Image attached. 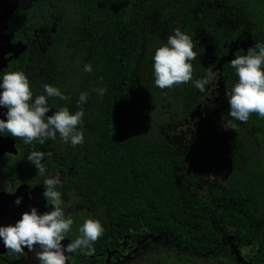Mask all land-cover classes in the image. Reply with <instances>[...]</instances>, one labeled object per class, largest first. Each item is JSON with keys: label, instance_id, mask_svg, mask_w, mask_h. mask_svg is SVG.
Wrapping results in <instances>:
<instances>
[{"label": "trees", "instance_id": "1", "mask_svg": "<svg viewBox=\"0 0 264 264\" xmlns=\"http://www.w3.org/2000/svg\"><path fill=\"white\" fill-rule=\"evenodd\" d=\"M39 5L60 14L48 56L60 90L71 94V104L63 105L74 112L75 96L88 93L79 106L83 143L72 147L57 136L60 143L54 144L83 174L99 211L110 218L134 214L159 232L187 236L204 250L223 249L211 220L227 225L240 239L263 236L264 118L253 113L245 123L236 121L235 131L221 126L231 119L225 92L236 76L230 61L215 74L206 48L215 47L220 59L235 47L233 56L264 42V0H58L57 5L41 0ZM176 27L193 39V79H206L205 90L213 78H222L217 98L208 102L191 82L163 90L153 85V50ZM85 63L92 72L83 71ZM99 87L106 90L102 96L95 91ZM198 104H207L202 124L178 132L197 114ZM191 156L204 161L186 178L198 184L213 173L217 184L210 195L177 185L179 168ZM247 254L264 262L263 245Z\"/></svg>", "mask_w": 264, "mask_h": 264}, {"label": "flooded vegetation", "instance_id": "2", "mask_svg": "<svg viewBox=\"0 0 264 264\" xmlns=\"http://www.w3.org/2000/svg\"><path fill=\"white\" fill-rule=\"evenodd\" d=\"M3 1L13 5L16 2V0ZM40 2L41 0H18V6L9 14L7 23L0 27V72H24L34 94L42 93L44 83L52 84L59 89L61 87L59 80L51 75L49 70L51 60L48 56L58 33L60 14L55 10L52 13L44 12L39 5ZM53 3L57 5L58 0H53ZM1 9L4 10L5 7L0 2V12ZM4 17H6L5 13ZM215 62L216 60L213 61L214 67ZM220 86L219 78L217 81L213 78L207 91L203 92L208 102L213 97L217 98ZM65 95L68 97L65 100L56 97L49 99V115L58 106L71 104L68 100L71 94L67 92ZM78 95L79 93L75 96L76 99ZM202 108L206 111L207 104L197 105L199 122L194 120L197 114H193L186 124L188 129H192L191 123L202 124ZM203 114L207 115V111ZM0 118H3V111H0ZM54 142V140H46L44 144H40L34 140L31 144L25 145L19 138L0 137V225L14 223L30 206H35L39 212L50 210L51 206L41 195L42 181L44 176L58 174L61 184L56 190L61 192L64 201L61 207L65 215L71 216L74 221L71 231L61 243L66 244L68 240L75 238L78 234L76 231L78 225L86 217L99 220L104 228L103 235L93 244L95 254L84 256L78 250L75 255L69 256L70 264H236L239 257L264 264L253 261L247 254L254 245L264 246V235L254 239H240L227 225L223 226L222 223L211 220L220 234L223 249L216 246L214 249L204 250L203 247L198 248L189 242L187 236L180 238L159 232L152 223L134 214H121L116 218H110L108 213L104 215V212L99 211L98 205L93 203L91 190L84 186L86 182L82 181L83 174L75 170V167L63 156V151L57 150ZM177 142L188 143L184 140ZM34 150L51 153L42 161L45 166L43 175L37 174L35 167L26 159L27 154ZM202 161H204L203 157H186L179 168L177 185L191 194L210 195L212 188L217 184L213 173L208 172L198 184L190 183L186 178L189 170L193 167L198 168ZM17 196L22 197L19 206L13 203ZM188 226L189 223L184 226L186 232L189 230ZM0 264H37V262L34 253L28 252L26 248L22 256L17 259L16 254L6 252L0 244Z\"/></svg>", "mask_w": 264, "mask_h": 264}, {"label": "clouds", "instance_id": "3", "mask_svg": "<svg viewBox=\"0 0 264 264\" xmlns=\"http://www.w3.org/2000/svg\"><path fill=\"white\" fill-rule=\"evenodd\" d=\"M193 39L179 27L173 28L165 41L153 50L151 56L152 83L158 89L172 88L192 83L203 92L206 79H193L192 61L196 58ZM236 81L225 92L228 104V116L231 118L221 126L225 130L235 131L236 121L245 123L253 113L264 118V42L256 41L243 54L234 55L230 60ZM84 72H92L90 63L83 65ZM98 95L105 93V88L95 89ZM56 97L65 100L68 97L58 87L44 83L42 93L34 94L28 77L22 71L0 72V137L19 138L29 145L34 140L44 144L46 140H59L72 147L83 143L84 133L77 127L82 124L84 111L80 105L87 102L88 93L80 92L76 100L77 110L70 112L66 106H58L49 115V99ZM51 153L31 151L26 159L36 169L37 174L45 173L42 163ZM61 184L59 175L44 176L42 181L44 200L50 210L39 212L35 206L20 214L11 224L0 225V244L6 252L16 254L19 259L25 252L34 253L37 264H70L69 256L79 250L84 256L95 254L93 244L104 233L99 220L86 217L76 229L77 235L68 240L66 235L74 223L71 216H66L61 205L64 201L57 187ZM22 197L17 196L13 203L17 206Z\"/></svg>", "mask_w": 264, "mask_h": 264}, {"label": "water", "instance_id": "4", "mask_svg": "<svg viewBox=\"0 0 264 264\" xmlns=\"http://www.w3.org/2000/svg\"><path fill=\"white\" fill-rule=\"evenodd\" d=\"M1 4L5 7L4 10H2L0 12V27H3L5 25V23H7L8 18H9V14L18 6V0H16L15 4L13 5L12 3H5L3 0H0ZM9 6V7H8ZM4 13L5 16L4 17ZM240 47L244 48L245 45L241 44ZM236 47L232 50H230L229 54L225 57H222L220 59H218V57L214 54L215 51V47L213 48L212 45L207 46L206 48V57H207V62L208 63H213L214 60L218 59V65H216L213 69L214 70H222V62H226V61H230L233 58V50H235ZM219 84L221 85L220 87L223 86V80L221 77H219ZM207 89L204 90V92H206ZM236 264H258V263H254V262H250L247 260L242 259L241 257H239L238 262Z\"/></svg>", "mask_w": 264, "mask_h": 264}, {"label": "rangeland", "instance_id": "5", "mask_svg": "<svg viewBox=\"0 0 264 264\" xmlns=\"http://www.w3.org/2000/svg\"><path fill=\"white\" fill-rule=\"evenodd\" d=\"M216 81H217V79H216ZM203 113H204V110L202 108V115H203ZM194 120H196V122H199V114L196 115V118H194ZM190 127H192V125H190ZM185 129L188 131L190 128L188 129L187 126H184L182 128H179L177 131L179 132L180 130L182 131V130H185Z\"/></svg>", "mask_w": 264, "mask_h": 264}]
</instances>
